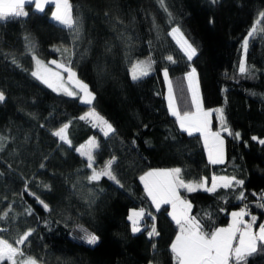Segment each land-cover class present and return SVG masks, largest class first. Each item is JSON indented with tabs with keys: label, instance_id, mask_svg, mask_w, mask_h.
<instances>
[{
	"label": "trees",
	"instance_id": "trees-1",
	"mask_svg": "<svg viewBox=\"0 0 264 264\" xmlns=\"http://www.w3.org/2000/svg\"><path fill=\"white\" fill-rule=\"evenodd\" d=\"M69 2L79 20L78 39L51 19L52 5L44 12L26 5L28 16L0 22V92L5 96L0 102V137L5 138L0 141V213L12 206L0 220V238L14 244L33 229L22 249L37 264H174L170 244L177 226L168 207H153L140 183L148 171L173 168L181 169L185 182L209 183L213 176L244 182L215 193L181 191L206 232L226 226L231 212L245 205L257 226L264 223V207L258 206L264 204V144L259 142L264 140V31L249 37L246 53L242 47L264 12V0H164L167 11L158 0ZM174 27L197 49L191 61L169 35ZM29 42L44 62L71 61L94 94L93 104L83 105L35 79ZM242 57L245 74L239 72ZM149 60V74L133 81L132 64ZM192 68L203 108H222L232 133L221 134V164L209 163L200 134L182 131L167 108L163 71L168 70L183 113L192 110L185 79ZM89 108L115 132L105 137L80 120ZM66 123L71 147L51 134ZM217 126L213 115L212 128ZM92 137L99 143L94 167L116 157L112 171L119 183L107 177L88 182L91 169L75 149ZM240 192L243 200L237 199ZM137 209H144L145 217L141 231L133 234L128 215ZM153 222L159 235L149 237ZM85 230L99 237L97 244L81 239ZM248 264H264V251Z\"/></svg>",
	"mask_w": 264,
	"mask_h": 264
},
{
	"label": "snow or ice",
	"instance_id": "snow-or-ice-1",
	"mask_svg": "<svg viewBox=\"0 0 264 264\" xmlns=\"http://www.w3.org/2000/svg\"><path fill=\"white\" fill-rule=\"evenodd\" d=\"M161 7L167 11L164 0H158ZM216 0H213L215 3ZM34 4L35 10L38 12L45 11V5L53 4L54 10L51 13V19L59 23L63 28H66L74 33L75 38H79V20L73 15L72 5L69 0H0V22H7L18 18L26 17L29 15L25 11V6ZM170 15V14H169ZM260 19L254 22L252 28L249 30L247 37L243 41V49L247 52L249 45V37L256 34L258 25L264 23V12L259 14ZM170 36L176 40L180 46L181 51L189 61L197 55V49L189 43L184 37L183 33L178 27L172 28L169 33ZM29 51L35 63V69L31 75L51 88L54 92L63 93L71 97H78L83 104L92 105L95 96L90 91L88 85L79 80L76 73L71 67V61L68 64L58 62L56 60L49 61V64L55 65V69L48 67L41 61L32 49L34 45L29 42ZM54 50L60 51L59 48ZM69 49L64 48V53H68ZM168 61L175 63L171 56L166 58ZM13 63H16L13 60ZM61 70L66 72L67 81L61 74ZM151 70V61H137L130 69L131 78L133 81L139 80L149 74ZM239 72L245 74L248 72L246 61L242 57L239 62ZM165 83L168 86V111L170 115L176 118V123L179 128L187 132L189 135L193 133H200L203 138L205 149L208 152L209 163L218 164L223 163V144L224 140L221 137V131L228 132L230 135L231 130L227 127L223 109H215L217 118L221 124V131L213 132L210 128L209 117L212 114L211 110L203 108L202 100L199 93V84L196 77V70L192 68L190 72L186 73L185 79L187 80L188 92L191 97V111H183L181 113L177 105V98L173 92L172 82L168 78V70L163 72ZM72 85L68 87L67 85ZM5 96L0 92V102H3ZM80 120L91 123L92 127L99 128L105 137L115 132L112 125L100 116L94 108H89L84 115L79 117ZM69 124L62 125L59 129L54 130L51 134L58 138L60 142L72 146L71 140L68 136ZM236 138L240 134L235 133ZM5 138L0 137V141ZM253 139H257L253 137ZM264 144V140L259 141ZM3 144L0 143V148ZM99 148L98 141L92 137L75 149L77 153L86 159V167L91 169V175L87 176L89 183L99 181L102 177L119 183L112 171V166L115 163L116 157L107 160L104 166L100 169L94 167L95 151ZM41 167H44L41 164ZM141 182L144 184V190L147 197L151 200L152 205L157 210H160L162 205H171L172 211L168 213L172 221L177 226V233L175 238L170 244V251L174 264H248V259L259 251H264V224L259 225L258 231L253 230V225L256 222V217L251 216L250 221H245V217L249 215L247 205L239 211L231 213V222L227 227L215 228L211 232H206L203 228L201 221L191 215L192 205L186 199L182 198L180 189L192 193L198 190L215 193L218 188L229 189L234 186H242L243 181L237 180L235 177H212L211 186H207V181L202 179L200 182H185L181 178V169H162L152 170L145 173L140 177ZM45 188L48 186L45 185ZM25 191H28L27 182ZM35 196V193H29ZM244 193L240 192L237 199L243 200ZM37 201L42 204L44 209L48 210V205L44 203L39 197ZM264 199V196H261ZM264 207V204L258 205ZM12 206L9 205L8 209L0 213V220H4L11 212ZM30 214V209L26 210ZM145 216L144 209L131 210L128 215V220L131 222V231L133 234L140 232V223ZM155 221V217H153ZM33 229H28L23 232L13 243L4 238H0V264H37V261L30 257L25 256L22 246L26 245L28 238L32 235ZM155 222H153L151 231L148 232L149 237L158 236ZM81 239L88 245H95L99 241V237L94 233H89L85 230V235ZM155 248V245H153Z\"/></svg>",
	"mask_w": 264,
	"mask_h": 264
},
{
	"label": "crops",
	"instance_id": "crops-1",
	"mask_svg": "<svg viewBox=\"0 0 264 264\" xmlns=\"http://www.w3.org/2000/svg\"><path fill=\"white\" fill-rule=\"evenodd\" d=\"M28 5H32L33 6V8L35 9V6H34V4H28ZM48 5H52L53 6V10H54V5L53 4H47V5H45V7L46 6H48ZM200 93V92H199ZM215 110V109H214ZM213 110V114H212V117L210 116L209 117V120H211L212 118H213V115L215 116V118L217 119V115H216V112ZM175 118V117H174ZM176 119V118H175ZM219 121V120H218ZM219 123V125L217 126V129H213L212 128V124H211V126H210V128H211V131H213V132H216V131H221V124H220V121L218 122ZM222 132L223 131H221V134H222ZM197 134H200V133H197ZM221 137H222V139H223V136L221 135ZM224 140V139H223ZM206 150V149H205ZM206 155H207V158H208V152H207V150H206ZM224 159H225V153H224V144H223V162H224ZM209 160V159H208ZM218 164H221V163H218ZM152 171V170H151ZM149 172V171H148ZM143 176V175H142ZM216 177H223V176H216ZM211 181H212V178H211V180H210V182L209 183H207V186H211ZM140 183H141V185H142V187H143V189H144V184L141 182V180H140ZM219 189V188H218ZM145 191V190H144ZM180 191V194H181V191H183V189H180L179 190ZM198 191H204V190H198ZM184 192H186V191H184ZM205 192H207V191H205ZM187 194L189 193V192H186ZM193 193V192H192ZM208 193H212V192H208ZM147 195V194H146ZM181 196H182V194H181ZM182 198H186V197H184V196H182ZM150 200V199H149ZM150 202H151V200H150ZM152 203V202H151ZM154 208H155V206H153ZM165 207H168V213L169 212H171L172 211V209H171V205H167V204H165V205H162L161 206V208H160V210L161 209H163V208H165ZM156 209V208H155ZM241 209V208H240ZM240 209H238V210H236V211H239ZM137 210H139V209H137ZM157 210V209H156ZM157 211H159V210H157ZM234 212V211H233ZM130 213V212H129ZM232 213V212H231ZM145 217V216H144ZM144 217H143V219L141 220V223H140V225L142 224V222L144 221ZM170 217V216H169ZM170 219H171V217H170ZM250 219H251V217H248V216H246L245 217V221H250ZM172 220V219H171ZM130 222V221H129ZM173 222V221H172ZM231 222V214L229 215V222H228V224ZM174 223V222H173ZM257 219H256V222H255V224L253 225V230L254 231H258V229H259V225L257 226ZM175 224V223H174ZM228 224L226 225V226H224V227H227L228 226ZM261 224H263V223H261ZM130 225H131V222H130ZM175 238V237H174Z\"/></svg>",
	"mask_w": 264,
	"mask_h": 264
},
{
	"label": "rangeland",
	"instance_id": "rangeland-1",
	"mask_svg": "<svg viewBox=\"0 0 264 264\" xmlns=\"http://www.w3.org/2000/svg\"><path fill=\"white\" fill-rule=\"evenodd\" d=\"M172 37V36H171ZM172 39H173V37H172ZM174 40V39H173ZM175 42H176V40H174ZM178 45V44H177ZM179 46V45H178ZM180 47V46H179ZM42 61V60H41ZM50 61H52V60H50ZM44 62V61H43ZM49 62V61H48ZM48 62H44L46 65H48V67H50V68H52L53 70H56L55 69V65H53V64H49ZM134 64V63H133ZM132 64V65H133ZM131 68H132V66H131ZM130 68V69H131ZM35 69V63H34V61H33V70ZM32 70V71H33ZM191 71V70H190ZM189 71V72H190ZM164 72V71H163ZM61 74H62V76L64 77V80L65 81H67V73L66 72H63L62 70H61ZM77 76V75H76ZM197 77V76H196ZM78 78V77H77ZM163 78H164V75H163ZM169 78V77H168ZM80 80V79H79ZM39 81V80H38ZM164 81H165V78H164ZM187 81V80H186ZM166 84V83H165ZM43 85H45V84H43ZM46 86V85H45ZM68 87H72V85H67ZM47 87V86H46ZM166 88H167V92H166V103H167V108H168V102H167V95H168V86H167V84H166ZM49 89H51V88H49ZM52 90V89H51ZM56 93H58V92H56ZM60 94H63V93H60ZM64 95V94H63ZM67 96V95H66ZM68 97H71V96H68ZM71 98H78V97H71ZM79 99V98H78ZM79 101H80V99H79ZM80 103L81 104H83L81 101H80ZM93 104V103H92ZM83 105H86V104H83ZM87 106H91V105H87ZM208 110H211V112H212V114H213V110L212 109H208ZM212 114L210 115L211 117H212ZM172 116V115H171ZM172 117H174V116H172ZM219 121H218V118H217V124L219 125V123H218ZM211 124H212V119L210 120V126H211ZM99 129V128H98ZM100 130V129H99ZM102 133V132H101ZM187 133V132H186ZM198 133V132H197ZM197 133H193V134H197ZM103 134V133H102ZM188 134V133H187ZM88 141V140H87ZM86 141V142H87ZM183 191H185L184 189H183ZM138 211V210H137ZM140 228H141V225H140Z\"/></svg>",
	"mask_w": 264,
	"mask_h": 264
},
{
	"label": "built area",
	"instance_id": "built-area-1",
	"mask_svg": "<svg viewBox=\"0 0 264 264\" xmlns=\"http://www.w3.org/2000/svg\"><path fill=\"white\" fill-rule=\"evenodd\" d=\"M245 207V206H244ZM247 211H248V213H249V207L247 206ZM264 224V223H263Z\"/></svg>",
	"mask_w": 264,
	"mask_h": 264
}]
</instances>
